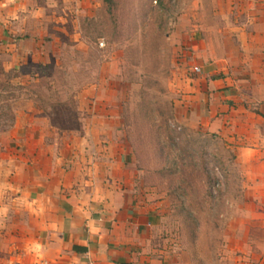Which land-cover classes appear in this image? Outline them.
I'll list each match as a JSON object with an SVG mask.
<instances>
[{
  "label": "rangeland",
  "instance_id": "obj_1",
  "mask_svg": "<svg viewBox=\"0 0 264 264\" xmlns=\"http://www.w3.org/2000/svg\"><path fill=\"white\" fill-rule=\"evenodd\" d=\"M194 1L37 0L41 18L11 37L31 41L17 52L26 56L0 55V83L17 87L0 86V169L18 121L46 119L70 138L100 111L119 122L109 131L138 174L142 202L129 223L153 224L143 231L155 239L139 254L157 252L164 264H260L264 228L236 155L194 128L183 103L204 60L195 27L213 23L208 0Z\"/></svg>",
  "mask_w": 264,
  "mask_h": 264
},
{
  "label": "crops",
  "instance_id": "obj_2",
  "mask_svg": "<svg viewBox=\"0 0 264 264\" xmlns=\"http://www.w3.org/2000/svg\"><path fill=\"white\" fill-rule=\"evenodd\" d=\"M36 1L0 0V55L15 62L26 56L18 50L31 41L11 37L41 18ZM208 2L213 23L195 27L202 69L189 79L183 103L194 128L221 137L235 153L246 199L258 203L255 219L264 228V0ZM99 112L70 138L46 119L18 121L0 169V264L165 263L157 252L136 251L153 243L143 231L153 224L129 223L142 202L138 174L127 145L109 131L119 122Z\"/></svg>",
  "mask_w": 264,
  "mask_h": 264
},
{
  "label": "trees",
  "instance_id": "obj_3",
  "mask_svg": "<svg viewBox=\"0 0 264 264\" xmlns=\"http://www.w3.org/2000/svg\"><path fill=\"white\" fill-rule=\"evenodd\" d=\"M0 86L5 87V88H7V89H13V90H15V88H17L16 86H14V85L12 84V82H6V83L1 82V83H0ZM7 110H9V109H7ZM10 110H11V109H10ZM9 114L13 116V117L11 116L10 119H14V116H15V115H13V114L11 113V111L9 112ZM5 115H6V114H5ZM76 249H77V248H76ZM121 264H131V263H121Z\"/></svg>",
  "mask_w": 264,
  "mask_h": 264
},
{
  "label": "built area",
  "instance_id": "obj_4",
  "mask_svg": "<svg viewBox=\"0 0 264 264\" xmlns=\"http://www.w3.org/2000/svg\"><path fill=\"white\" fill-rule=\"evenodd\" d=\"M195 71H196V72H198V73L200 72V70H199L198 68H196V70H195Z\"/></svg>",
  "mask_w": 264,
  "mask_h": 264
}]
</instances>
